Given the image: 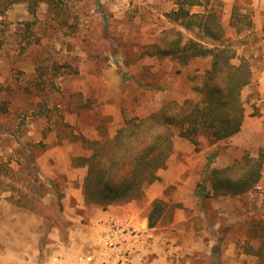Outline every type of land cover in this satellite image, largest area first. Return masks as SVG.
<instances>
[{
	"label": "rangeland",
	"instance_id": "1",
	"mask_svg": "<svg viewBox=\"0 0 264 264\" xmlns=\"http://www.w3.org/2000/svg\"><path fill=\"white\" fill-rule=\"evenodd\" d=\"M63 1L74 13V34L57 26L45 3L39 4L34 16L24 3L11 6L0 16V96L6 100V111L0 112V160L4 161L8 173V179L0 176V190L10 186L16 174L33 167L32 163H22V149L26 148L35 155L37 176L60 193L59 185L49 180L39 166L37 160L41 153L64 140L80 141L79 136L93 139L87 135L107 132L111 119L102 114L104 103L117 105L122 114L141 116L155 98L173 88L170 85L174 82L170 73L173 69L169 70V66L178 60L168 59L154 71L141 67L135 60L143 44L158 39L171 25L164 14L170 11L175 0ZM248 3L249 0L237 2L236 21L241 29L249 26L247 17L239 12ZM260 16L264 33V11ZM27 20L32 21L28 33L31 44L22 50L21 22ZM246 37L233 41L239 52H242L241 45L245 54L256 53L257 46L264 48L263 40L254 42ZM258 61L259 58L251 61L256 68L260 66ZM55 63L69 64L76 71L70 72L65 67L53 69ZM192 66L183 86L179 87L189 92L188 98H197L195 87L200 86L203 75L197 71L205 66V61H194ZM39 70H43L41 76ZM243 90L245 86L241 97L249 96ZM9 193L8 190L0 192V264H11L12 253L16 256L17 251L28 250V246L37 254L35 264H41L53 255L60 239L66 240L68 227L63 231L58 226H49L46 218L15 214L10 207L14 204L5 198ZM52 197L53 193H46L43 201L49 203ZM229 203L242 205L247 211L237 212L236 224L222 225L221 242L212 249L217 257L212 264H223L218 257L225 247V235L236 238L237 251L244 253L247 241H253L249 235L251 220L264 219V203L255 196L242 195ZM256 261L253 255L250 263Z\"/></svg>",
	"mask_w": 264,
	"mask_h": 264
},
{
	"label": "crops",
	"instance_id": "2",
	"mask_svg": "<svg viewBox=\"0 0 264 264\" xmlns=\"http://www.w3.org/2000/svg\"><path fill=\"white\" fill-rule=\"evenodd\" d=\"M177 1L173 2L170 10L177 7ZM237 2L238 0H196L190 5V12L215 10L226 36L232 42L241 37L244 39L245 36L251 37L254 42L256 39L264 41L259 18L261 11H264V0H249L246 8L239 10L248 19L249 26L246 29L237 26ZM255 44L259 45V42ZM257 47L259 49L256 53L245 54L243 45L239 47L242 52L235 46L237 55L249 60L252 71L251 81L243 90L249 96H242L244 116L240 129L220 140H212L208 135L205 134L204 137L201 134L197 145L174 135L172 150L165 166L157 170V179L145 185L142 195L136 199L110 204L106 208L85 201L82 181L86 166L76 162L78 157L87 156L90 151L81 141L64 140L41 153L37 160L39 166L49 180L59 185L63 214L69 221L66 240L60 239L53 255L41 264H78L76 258L79 255H90V264H114L113 252L101 241L106 222L113 217L139 231L135 239L127 241L123 246L128 251L127 261L123 264H212L215 258L212 249L217 242H221L219 231L222 225L236 224L237 212L247 211L237 203L231 205L230 200L248 195L250 198L255 196L256 200L264 203V163L257 185L246 193L201 197L196 192V186L201 182L205 184L206 190L210 189L207 177L211 169L231 164L245 154L256 156L259 149L264 147V48ZM253 58H259L258 68L252 65ZM168 59L173 58L145 55L136 59L135 63L154 71ZM202 59L205 66L200 67L197 72L204 74L210 66V56L193 57L185 64L171 63L169 70L173 69L170 73L174 82L170 85L173 88L164 91L159 99L155 98L152 106L145 107L143 115L156 110L164 101L188 98L189 92L181 90L179 85L183 86L187 71L197 67L195 64L192 66V63ZM103 107L102 114L111 119L105 133L113 135L123 125L124 116L117 105L104 103ZM95 130L92 129V132ZM87 137L97 138L99 135L95 132ZM156 199L163 201L161 214L156 223L149 226L148 214ZM10 207L15 214L43 219L27 209L15 205ZM223 240L225 247L218 257L223 264L250 263L253 255L244 250V253H239L236 238L225 235ZM29 247L28 250L22 248L17 251L16 256L12 253L11 264H35L38 261L37 254Z\"/></svg>",
	"mask_w": 264,
	"mask_h": 264
},
{
	"label": "trees",
	"instance_id": "3",
	"mask_svg": "<svg viewBox=\"0 0 264 264\" xmlns=\"http://www.w3.org/2000/svg\"><path fill=\"white\" fill-rule=\"evenodd\" d=\"M195 2L178 0L177 7L165 14L171 25L158 39L143 44L138 58L145 55L169 56L185 64L193 57L210 56V66L202 75L200 86L195 87L199 96L164 101L156 110L143 116L124 113V123L113 135L102 133L93 139L79 136L83 146L90 151L87 156L78 157L76 162L86 166L82 193L87 203L106 208L110 204L140 197L145 185L157 179V170L165 166L172 150L175 129L178 136L194 145L198 144L201 134L220 140L240 129L244 116L241 92L251 81V64L244 56L237 55L215 10L190 12V5ZM19 3L26 4L33 16L39 4L45 3L57 26L65 28L68 33H75L74 13L63 0H0V16ZM21 24L23 31L19 43L24 50L31 44L28 33L32 21H22ZM234 59L238 61L234 62ZM125 62L128 63L126 59ZM61 67L76 71L69 64L53 65V69ZM39 72L41 76L43 70ZM4 111L6 100L0 96V112ZM22 153V163H32L33 167L28 166L25 173L12 177L10 186L0 192L10 191L5 198L12 204L39 214L48 220L49 226H58L64 231L69 221L63 214L61 194L37 176L35 155L26 148ZM263 163L264 147H261L256 156L245 154L231 164L211 169L207 177L210 189L206 190L201 182L197 184L196 192L201 197L246 193L257 185ZM4 167V161L0 160V176L3 178L8 174ZM49 192L53 197L46 203L42 197ZM162 204L160 199L153 201L148 214L149 226L156 223ZM249 231L253 241H247L243 250L255 255L257 261L243 264H264V219H252Z\"/></svg>",
	"mask_w": 264,
	"mask_h": 264
},
{
	"label": "built area",
	"instance_id": "4",
	"mask_svg": "<svg viewBox=\"0 0 264 264\" xmlns=\"http://www.w3.org/2000/svg\"><path fill=\"white\" fill-rule=\"evenodd\" d=\"M138 233V230L116 217L110 218L106 222L101 241L106 248L113 252L114 264H123L127 261L128 251L124 250L123 246L127 241L135 239ZM76 261L78 264H90L92 257L79 255Z\"/></svg>",
	"mask_w": 264,
	"mask_h": 264
}]
</instances>
